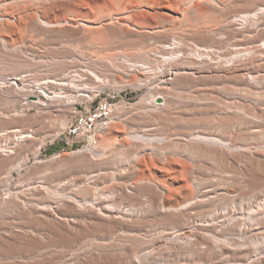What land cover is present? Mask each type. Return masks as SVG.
Wrapping results in <instances>:
<instances>
[{"label": "bare ground", "instance_id": "obj_1", "mask_svg": "<svg viewBox=\"0 0 264 264\" xmlns=\"http://www.w3.org/2000/svg\"><path fill=\"white\" fill-rule=\"evenodd\" d=\"M3 8H7L5 12ZM14 12L22 15L16 29L6 24L5 14ZM6 28L19 41L31 36L45 37L52 45L61 40L88 43L94 55L77 57L73 62L61 60L75 53L59 47L44 53L50 56L48 62L34 61L39 56L37 49L20 46L21 51L29 49L36 55L29 60L22 52H10L14 49L11 39L0 37V59L9 57L13 66L11 71L0 72V102L8 106L5 113L18 115L14 105L22 101L30 108L54 110L63 116L68 113L70 99L64 94L71 93L75 84H99V91L112 85L118 90L151 89L148 101L142 103L143 108L140 106L141 114L161 121L163 138L161 147L132 146L126 155L134 153L135 157L127 163L118 151L100 147L74 151L69 158L63 156L65 162L55 172L60 168L76 172L67 192L50 190L51 178L40 185H16L0 191V211H20L30 229L0 231V264H264V239L258 238L262 228L258 226L264 222V154H257L249 145L255 132L243 116L264 121V0H0V34ZM217 36H246L259 45L246 51L230 50L221 56L209 48L194 50L188 44L196 37ZM128 52L137 56H128ZM36 71H41L43 77H31L26 86L17 82L22 74ZM209 75L237 80V88L225 91L254 106L234 102L217 109L209 106L204 94L182 93L187 86L199 83L200 77ZM157 79L158 84L152 86ZM128 109L124 103L116 105L112 123L124 121ZM19 116L24 117V112ZM57 125L38 142V138L32 141L28 132L21 131L23 127L14 129L16 134L10 137L0 133V142L5 146L0 149V167H9L6 181L12 171L26 167L30 156L16 160L18 157L10 155L31 152L36 158L41 146L66 128V119L60 118ZM221 127L229 130L225 137L212 130ZM115 130L107 137L114 136ZM34 142L39 146L30 151ZM25 143L29 149L20 146ZM150 155H159V159H150ZM198 160L212 163L219 173H233L234 180L220 177L214 192L207 187L211 182L206 175L208 169L194 164ZM122 164L125 168L118 169ZM148 166L162 173L157 189L140 185L146 180ZM85 171L91 172L90 179L82 178ZM34 173L35 169L28 170L24 178ZM101 173L117 179L136 174L132 193H125L123 199L139 203L116 207L96 197L93 177ZM233 184L238 189L237 197L228 199L224 188ZM117 189L123 191L125 187ZM50 195L59 199L51 201ZM142 197L145 201H140ZM67 254L69 260H64Z\"/></svg>", "mask_w": 264, "mask_h": 264}, {"label": "rangeland", "instance_id": "obj_2", "mask_svg": "<svg viewBox=\"0 0 264 264\" xmlns=\"http://www.w3.org/2000/svg\"><path fill=\"white\" fill-rule=\"evenodd\" d=\"M6 9L7 8H3L2 10L5 12ZM13 14L12 13H6L5 14L6 15V22H7L6 24H8V26H11L12 29H16V28H18L16 22H18L22 18V15L20 13H18V12H14ZM8 29L9 28L4 29V31L0 34V37L5 39V40H7V41L11 39L12 46H13L14 49H10L11 51L10 50L9 51L12 52V53L22 52L21 53L22 56L23 57H27L29 60L31 58H34L33 56L36 57V55L33 54L31 52V50H29V49L21 51L20 46H22L24 44L28 45L32 49H37V51H39V54H38L39 56H37L36 59L34 58L33 59L34 61H37V60H41L42 61V60H44L42 62H48L50 56H46L44 53L48 52L51 48H59V47L60 48L67 47V48L71 49L72 52L75 53V55H72V56H70L68 58H62L61 60H66V61H72L73 62V61L77 60V57H81V58L85 57V58H87V57H91L92 55H94L92 53L91 49L89 48V44L88 43L82 44V43L77 41V42H73V43L69 44V43H66L65 40H61L58 45H52V44H50V41L47 38H45V37H39V38L35 39V38H32L31 36H28V38L24 39L23 41H19V40H16V37L14 36V33L11 32V30H8ZM231 37L230 36L229 37L217 36V37H215L216 39L215 38L206 39V38H203V37H196L195 40H191L192 42L194 41L193 43L191 41H188V44L189 45L191 44L190 46L194 47V50H200V51H204L205 50L206 51L209 48L208 50L213 51V53H215V54H220L221 56L224 55V52L225 53L226 52H230V50L231 51H235V50H237V51H246V50H249L251 48L256 47V45H259V44L252 43V40H250L248 37L246 38V36H241V38L239 36H237L238 38H236V37L233 38L232 37V39H231ZM40 38H42V39H40ZM242 38H244V39H242ZM236 39L239 42H237ZM222 40H223V42L225 41L226 43L225 42L223 43ZM230 40L234 41V43L230 42ZM242 40H246V42L245 41L243 42ZM200 42H202V43H200ZM216 42H218V43H216ZM222 43L225 44V45H223ZM196 44H199L200 46H201V44H202V46H205V45L206 46L202 48V46L201 47L199 45L196 46ZM218 44H221V46H219ZM244 45H245V47H244ZM209 46H211V47H209ZM197 47H200V48H197ZM228 47H230V48H228ZM216 48L218 49V51H217ZM221 48H223V50ZM226 48H228V49L226 50ZM29 53L32 54V55H30ZM132 53L133 52H128L126 54H128V56L132 55L133 57L137 56V54H132ZM9 59H10L9 57L7 59H0V61L1 62L3 61V64H4L3 66L0 65V72H2V70L11 71L13 66L9 62ZM71 68L73 69V67H71ZM68 70H71V69L68 68ZM41 73H42L41 71L40 72L36 71L34 74L32 73L31 75H30V73H24V75L22 74L21 77L22 78L25 77L26 79H29V80H31V77H33V76L34 77L38 76L39 78H41V77H43L42 76L43 74H41ZM0 76H1V74H0ZM209 76H203V79H202V77H200L199 78L200 79L199 83L194 82V85L187 86L186 89H183L182 93L184 95H186V96L190 95V94H194V95L204 94L205 97L208 98L207 100H208L209 106L217 108V109H223L224 106H230L234 102H243L244 105L252 106V107L254 106L252 104V102L244 101L241 98H239L240 100H242V101H240L239 99L235 98L234 95H230L228 93V91H225V90H228V89L237 88L238 87L237 84H239V82L237 83V80L233 79L230 76L219 77V78L216 77L217 75H215V78H213L214 77L213 75H209ZM218 79H220V80H218ZM198 80H196V81L198 82ZM216 80H217V83H216ZM121 81L123 82V81H127V80L124 79V78H121ZM157 81L159 82V79L155 80L151 85L152 86L157 85L158 84ZM205 81H208V82H205ZM212 81H213L214 85H213ZM218 81H221V82H218ZM200 82L201 83L203 82V84H200ZM209 82H210V84H209ZM146 85H150V84H146ZM211 85H213V86H211ZM8 86H9V84H8ZM86 86H91V85H86ZM212 87H213V89H212ZM206 89H207V91H206ZM201 90H203V91H201ZM210 90H212V91H210ZM150 91H151V89H147V90L138 89L137 90L136 88H132V87L131 88L130 87H126V89L123 88V89H119L118 90L115 87H113V85H112L111 87L108 86L106 89H103L100 92L102 94V97L109 96V98H111V101L116 103L117 106H119L120 103H122V104L124 103L125 106L129 107V109L127 110L129 112L128 113L126 112L125 116L123 118V120L124 119L125 120L121 121V122H113L111 124L109 130H108L109 132L107 131L103 135V137L100 135L101 137L99 136V140H98L99 141V147L102 148V150H104V151H111V150L118 151V153L121 154L120 156L125 158V162L124 163L132 161V159H133L132 157H135L134 153H129L128 152L130 157L126 155L127 154L126 151L128 149H131L132 146H133L132 149H134L136 147H142V146H147V148L148 147H161L159 145V144H161L162 138H163L162 129H161L162 128L161 121L159 119H156V118L151 117V116H147V117H149V118H147L146 116L141 114L142 113L141 111H142V108H143L142 103H144V101H148L147 96L150 93ZM64 95L70 97L72 94L66 92ZM71 98H72V96L70 97V99ZM3 100L5 101L6 98L2 97V101ZM42 101L46 102L45 100H42ZM47 104H49V102H47ZM7 107L8 106H7V104L5 105V102H0V133L1 132L5 133V135L7 137H10L12 134H16V133L13 132L14 129L17 130L18 128L20 129V127H23V130H21V131L28 132L29 135H31L33 137L32 141H34L35 139L38 138L36 140V142H38L39 139L42 140L44 138V135L46 133L49 134V130H50V132L56 130V128L58 126L57 123L60 120V118L61 119H66V122L68 124V118L66 117L67 113L64 114L63 116H61V114L60 115L58 114L59 113L58 111L55 112L54 110H52V111L51 110H46V112H45V110H38V109H35L34 107L30 108V107H28V105L23 104L22 101L21 102H16L15 105H14V109L18 112L17 113L18 115H14L12 113H5V110H6ZM263 107L264 106H261V109H264ZM136 110H137V112H135ZM230 111L234 112L233 110H230ZM20 112H24L25 116L24 117H20L19 116ZM43 112H45V113H43ZM138 112H140V113H138ZM48 113H50V115H48ZM52 115H54V116H52ZM46 116H47V118H46ZM243 116L245 118V121L249 122V127L251 128V130L254 129V130H252V132L253 133L255 132L254 133L255 134L254 141L251 142V144H249V145H251L253 147V150H255V152H257V154L263 155L264 154V138H263L264 137V121L259 119L256 116L253 117L252 115H248V114L243 115ZM144 117H145V119H144ZM24 118H26V121H27V123L25 125H23V123L26 122L24 120ZM8 119L10 120V122L8 121ZM6 122H9L10 124L7 123V125H6ZM45 123H47V124H45ZM253 123H255V125ZM15 125L17 126V128H16ZM44 125H45V127H44ZM255 127H256V129H255ZM7 128H8V130H7ZM114 129H116L114 131V136H111V138H110V136L107 137L108 133H110ZM212 130L214 131L215 134L220 135L221 137H225L226 134L229 131L227 127H221V128H216V129L212 128ZM261 132H263V134L260 135ZM59 133H61V131H59ZM115 134H117V135H115ZM154 136H156V137H154ZM108 138H109V140H108ZM149 138H151V139L152 138H156V140H154V139H153V141L147 140ZM142 139H146V140H142ZM135 143L139 144V145H135ZM25 144L24 145L22 144L20 146L21 147L25 146V147H28V149H29V144L28 143H25ZM132 144H134V145H132ZM145 144H147V145H145ZM37 146H39V144H37L35 146V142H34V145L31 146L30 151H33ZM256 147H257V149H256ZM117 148H118V150H117ZM0 149H5L4 142H0ZM41 150L39 152L40 154L38 153L36 158H34L30 154L31 152L22 153V154H20V156H17L18 153L16 154V152H15V154L10 155L12 158H13L14 155L16 157H18V159H16V160H22L24 158V156L27 155V154L30 155V156L27 158L26 167L22 168L20 170V172H17L15 170L12 171L10 173L8 181H6L7 180V176H5V172H6V170L9 167L8 168H6V167H2L1 168L0 167V169H1V171H0V186H1L0 187V191L2 193L7 189V187H10V186L14 187L16 185L17 186L40 185V184H42L41 182L45 178H51L50 179V181H51L50 182V190L56 191V192L57 191L60 192V190L64 189L65 192L68 191V188L70 187V184H71V180L75 179V177H76V172H70L66 168L58 169L57 173L55 171H56V168L58 166H60L62 162H65L64 160H61V159H63V156H68V158L71 156V154H70V153H72V152H70L71 149H69L66 146L65 142L60 141L59 139H54V140H48L44 145H42L41 146ZM82 150L83 149H81V151ZM57 154L61 155L60 156L61 158L58 157V158L55 159L54 156H56ZM131 154L133 156H131ZM126 157H128V158L126 159ZM149 158L153 159V160H157V159H159V155H150ZM137 159H135V161H134L135 163L139 161V159L138 160ZM184 160L191 164V162H189L185 158H184ZM34 164H36V165L34 166ZM37 164H39V165H37ZM194 164H197L199 166H203V167L208 169L207 172H206V175L209 176L211 182H210V184H208L207 187L214 189V192L216 191L215 189L218 186V179L220 177H223V178H226V179H229V180H234L233 173H219V171H215V167L212 165V163H210L208 161L198 160V161H194ZM122 165H123V167H119L118 169L125 168V166H124L125 164H122ZM27 169L28 170L35 169V173L29 178H24V175L28 171ZM81 174H82V178H84V179H90V177H91L90 176L91 172H88V171L82 172ZM161 174L162 173L159 170H157L155 166L154 167L153 166L146 167V180L144 182H140V185H142V184L143 185H148V186H152L155 189H157L158 188L157 186H159L160 183H161V180H160L161 179ZM104 175L105 174L101 173V174H98L97 176L93 177V178L96 179L95 185H94V193H95L96 197H99L101 199L103 198L104 201H107L110 204H115L116 207H125L126 208L128 205H134V203L136 205V204L139 203V202H136L134 200L123 199V196L125 195V193H132L131 188L135 185V183H137V175L136 174H135V176L132 175L129 179H126V178L117 179L116 177H112V176L108 177V176H106V175L104 176ZM153 176H155V178ZM1 179L5 180V181H2ZM9 180H12L13 183L9 182ZM20 180H22L23 183H22V181L20 182ZM3 185H4V187H3ZM122 185H124L125 189L123 191H118L117 188L121 187ZM224 190H225L224 192H226L225 194L227 195L228 199H234V198L237 197L238 189H237L236 185H234V184L233 185H228L227 187L224 188ZM55 199L56 200L59 199V196H57V195H52L51 196L50 195V200L51 201H55ZM140 201H145V200L142 197V198H140ZM12 210L13 209L0 211V216L2 215L1 216L2 218L0 217V222H1L0 224L2 225L4 223L3 226L0 225V231L2 229H3V231H5V230L6 231H10V229H11V231H13L15 233H18L19 231L21 232L23 230H30L29 229V225L27 224L28 221L25 218V216L23 214H21L20 211H18V210H13V211ZM10 213H11V215H10ZM13 213H14V215H13ZM20 220H21L22 223L21 222L19 223ZM7 223L10 224V226H9L10 228L8 227ZM11 224H12V226H11ZM16 225H18L20 227H18ZM261 226H262V228H261ZM1 227H3V228H1ZM12 227H14V228H12ZM23 227L25 229H23ZM258 227L261 228L259 233H258V238L263 240L264 239V222H262ZM16 229H19V230H16ZM195 256L198 257V254L195 253L194 257ZM64 260H69V255L68 254L66 256H64ZM229 264H232V263H229Z\"/></svg>", "mask_w": 264, "mask_h": 264}, {"label": "built area", "instance_id": "obj_3", "mask_svg": "<svg viewBox=\"0 0 264 264\" xmlns=\"http://www.w3.org/2000/svg\"><path fill=\"white\" fill-rule=\"evenodd\" d=\"M17 82L26 86L31 81L23 77ZM70 89L72 98L68 99L67 105L68 124L56 139L65 142L71 149L70 152L81 149L95 151L99 148V136L112 124L116 103L112 102L109 96L102 97L100 93L102 90H98L99 84L95 86L75 84V87Z\"/></svg>", "mask_w": 264, "mask_h": 264}]
</instances>
